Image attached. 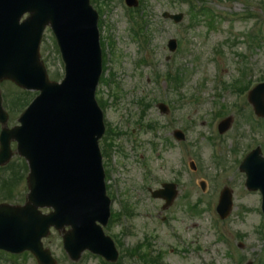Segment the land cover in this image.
<instances>
[{
  "label": "rangeland",
  "instance_id": "374dc122",
  "mask_svg": "<svg viewBox=\"0 0 264 264\" xmlns=\"http://www.w3.org/2000/svg\"><path fill=\"white\" fill-rule=\"evenodd\" d=\"M144 1V19L149 25L145 36L150 41L147 64L142 63L143 50L131 32L122 0L92 4L103 11L101 37L111 52L106 83L100 82L97 97L106 103V128L120 132L111 160L103 159L105 171L109 170L107 195L112 200V213H120L122 203L133 212L120 223L114 220L105 232L121 241L124 249L149 239L155 251L162 253L165 264H264V223L256 211L261 197L246 190L245 175L239 171V163L249 151L260 146L264 154V127L249 121L252 107L247 99V106L243 105L230 88L236 79L254 83L264 79V0ZM190 1L210 13L190 18ZM164 12L183 14V21L175 24L165 20ZM211 14L213 27L209 26ZM134 18L140 22L139 16ZM254 38L258 42L253 43ZM171 39L178 41L175 53L167 47ZM41 55L50 79L60 82L63 65L49 29L44 34ZM150 59L158 63V71L152 70ZM167 73L179 76L180 87L164 79ZM0 88L11 102L38 94L8 82ZM160 103L171 104L174 114L163 115L158 109ZM10 106L15 108L16 104ZM222 106L229 109V115L219 121L232 116L234 123L229 132L219 136L214 113ZM20 111V107L11 109L9 128L18 125ZM176 129L185 133V144L176 142ZM12 150L14 156L6 167L12 165L7 173L12 177L10 188L15 196L1 197L0 202L22 205L28 194V170L25 160L16 154L14 142ZM192 161L196 171L189 167ZM165 182L176 184L179 194L171 207L162 210L165 203L152 199L149 189L157 190ZM224 187L232 190L234 201L223 225L227 241L221 239L223 233L215 221L223 223L217 218L214 221L208 210L210 200L218 202ZM44 245L58 264H75L64 252L58 232L52 230ZM25 254L12 257L0 253V264H37L31 254ZM122 256V264H140L136 258ZM241 257L244 261L239 263ZM76 264L101 262L84 253Z\"/></svg>",
  "mask_w": 264,
  "mask_h": 264
},
{
  "label": "water",
  "instance_id": "95a60500",
  "mask_svg": "<svg viewBox=\"0 0 264 264\" xmlns=\"http://www.w3.org/2000/svg\"><path fill=\"white\" fill-rule=\"evenodd\" d=\"M26 12L30 17L20 25ZM165 17L175 22L182 19L181 15ZM97 23L98 15L89 0H0V82L9 80L41 93L19 119L21 126L12 130L5 128L8 117L0 93V123L4 126L0 166L11 159L10 146L15 141L19 156L27 160L30 169V194L25 206L0 205V249L17 254L31 251L40 264H56L41 243L51 227H71L64 236V245L72 261H78L87 249L110 262L118 257L113 243L96 225H106L109 219L99 149L105 128L95 100L101 71ZM48 25L67 63L62 84L49 80L40 61V41ZM263 98L264 85L250 95V103L259 115L264 114V103L260 104ZM231 124V118L224 121L220 132H227ZM242 170L248 174L250 189L264 190V159L259 149ZM229 194L223 196L227 203ZM176 196L175 185H165L164 190L153 193L154 198L167 201L166 207ZM44 207L54 211L43 216L38 209ZM219 211L228 216L223 202Z\"/></svg>",
  "mask_w": 264,
  "mask_h": 264
},
{
  "label": "trees",
  "instance_id": "16d2710c",
  "mask_svg": "<svg viewBox=\"0 0 264 264\" xmlns=\"http://www.w3.org/2000/svg\"><path fill=\"white\" fill-rule=\"evenodd\" d=\"M17 102L19 101V99L16 100ZM23 102V100H22ZM21 102V103H22ZM15 103V102H14ZM2 178H0V185H2L3 187H7V190H5L6 193V197H11L12 196V188H10L11 185V181H6V180H1ZM3 190V189H2Z\"/></svg>",
  "mask_w": 264,
  "mask_h": 264
}]
</instances>
